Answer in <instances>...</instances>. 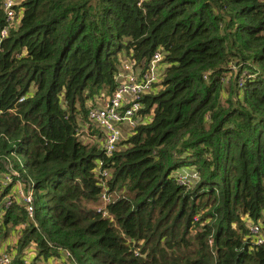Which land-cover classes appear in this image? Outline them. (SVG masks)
Segmentation results:
<instances>
[{
	"label": "trees",
	"instance_id": "trees-1",
	"mask_svg": "<svg viewBox=\"0 0 264 264\" xmlns=\"http://www.w3.org/2000/svg\"><path fill=\"white\" fill-rule=\"evenodd\" d=\"M156 52L137 127L111 156L86 144L123 64ZM6 178L35 206L0 217L12 264L29 249L33 264H264L246 226L264 219V0H19L0 47V204Z\"/></svg>",
	"mask_w": 264,
	"mask_h": 264
},
{
	"label": "built area",
	"instance_id": "built-area-1",
	"mask_svg": "<svg viewBox=\"0 0 264 264\" xmlns=\"http://www.w3.org/2000/svg\"><path fill=\"white\" fill-rule=\"evenodd\" d=\"M19 0H3L8 27L0 32V47L4 39L8 37L9 29L13 27L16 21V7ZM143 1V0H141ZM163 53L156 52L150 60L148 68L143 69L136 66L133 62L123 64L120 73L117 76L118 88L115 93L102 103L90 109L88 113V124L82 129L81 133L87 140H94L92 131L98 132L96 141L107 156H111L117 151L123 140V127H129L133 131L139 123V113L143 106L141 100L144 96L151 93L156 83L160 81L161 76L166 70L167 65L163 62ZM22 99L21 101H23ZM106 175V173H105ZM14 177H18L16 173ZM13 179L6 178L4 186H12L13 195L6 197V205L0 204V217L4 214L1 209L3 206L9 207L14 199H20L21 204L28 212L30 219H34V192L32 189H24L21 181L13 183ZM13 196V197H12ZM4 200V201H5ZM105 202L108 198L104 197ZM249 231L248 240L256 247H264V219L262 221H246ZM36 253L33 249L26 251L22 257L24 264H33ZM14 253L7 251L0 252V264H12ZM73 259L70 252H61L60 258H52L51 264H64Z\"/></svg>",
	"mask_w": 264,
	"mask_h": 264
},
{
	"label": "rangeland",
	"instance_id": "rangeland-1",
	"mask_svg": "<svg viewBox=\"0 0 264 264\" xmlns=\"http://www.w3.org/2000/svg\"><path fill=\"white\" fill-rule=\"evenodd\" d=\"M108 98H110L109 96H106V94L104 93L103 95H102V98H98L97 100H96V102H97V106L99 105H102V103L104 102V101H106ZM140 121V120H139ZM130 129H129V127H123V138H125L127 135H128V133L130 132L129 131ZM92 135L95 137V139L94 140H98V132H96V131H92ZM84 138H88V137H84ZM84 141H85V143L87 144V143H89V144H94L93 142H89V140H87V139H83ZM92 140V139H91ZM183 171V172H182ZM181 172H179L180 173V175H181V180H182V182L185 180V177H189V176H191L192 174H193V172L192 173H190V171L188 170V171H185V170H182ZM19 202L21 203V201H20V199H19ZM6 203H7V200H3V202H2V204L3 205H6ZM10 207V206H9ZM9 207H3L2 209H1V211L3 212V213H6L7 211V209L9 208ZM259 221H262V220H259ZM10 243V242H12V243H16L15 242V239L14 238H12V237H10V238H8V240H6V243ZM8 243V244H9ZM5 246H7V244L5 245ZM6 248V247H5ZM5 248H2L3 250H1V251H6L5 250Z\"/></svg>",
	"mask_w": 264,
	"mask_h": 264
},
{
	"label": "crops",
	"instance_id": "crops-1",
	"mask_svg": "<svg viewBox=\"0 0 264 264\" xmlns=\"http://www.w3.org/2000/svg\"><path fill=\"white\" fill-rule=\"evenodd\" d=\"M6 244H7V245L10 244V245H12V247L14 248L16 243H12V242H10L9 244L6 243V242H2V243H0V252H1V250H3L2 248L7 247V246H5ZM5 250H6V248H5Z\"/></svg>",
	"mask_w": 264,
	"mask_h": 264
},
{
	"label": "water",
	"instance_id": "water-1",
	"mask_svg": "<svg viewBox=\"0 0 264 264\" xmlns=\"http://www.w3.org/2000/svg\"><path fill=\"white\" fill-rule=\"evenodd\" d=\"M133 59H134V57H133Z\"/></svg>",
	"mask_w": 264,
	"mask_h": 264
}]
</instances>
